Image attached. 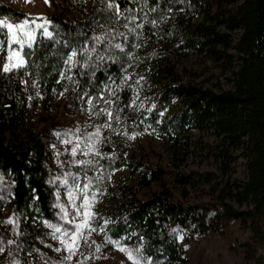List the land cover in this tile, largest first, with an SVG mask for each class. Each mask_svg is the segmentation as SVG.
Here are the masks:
<instances>
[{"label":"trees","instance_id":"16d2710c","mask_svg":"<svg viewBox=\"0 0 264 264\" xmlns=\"http://www.w3.org/2000/svg\"><path fill=\"white\" fill-rule=\"evenodd\" d=\"M67 2L74 13L47 18L52 38L39 34L33 47L24 49L31 53L26 56L27 66L0 74V173L10 176L13 209L20 214L32 210L46 220L54 219L56 211L44 138L25 123L27 93L23 83L33 82L44 102L64 93L68 102L75 103L88 97L83 92L96 96L115 80L113 87L124 85L116 97L120 110L111 107L122 132L138 136L145 124L149 125L163 139L175 170L169 185L164 180L167 171L160 164L145 157L127 159L128 141L109 140L104 147L109 156L105 167L112 171L126 168L137 176L131 184H121V199L107 218V236L139 249L152 264H188L177 234L190 241L218 233L230 220L248 222L253 238L264 243V0H208L204 4L200 0H149L142 11L127 0H116L121 10L137 7L144 23L139 39L115 25L128 37L127 41L117 37L116 42L129 55L134 54L130 63L138 68L127 82L120 79L125 75L121 64L112 63V55L104 53L105 60L94 76L74 66L66 72L71 52L93 47V37L103 35L111 24L103 0H94L82 18L77 16L85 13L82 1ZM26 19L25 12L0 1V20L18 24ZM151 20L157 21L155 26ZM234 33L240 34L236 41ZM193 53H203L229 69V87L214 91L184 82L174 60ZM146 93L150 103L136 110L135 96ZM195 132L214 136L215 143L206 144L204 150L214 159L218 173L179 171L191 158L193 148L200 145L198 139L193 140ZM142 154L146 155L143 150ZM238 158L245 160L244 182L231 179ZM153 184L159 190L140 200L138 194ZM192 190H200L197 201H191ZM22 244L28 249L24 237Z\"/></svg>","mask_w":264,"mask_h":264},{"label":"rangeland","instance_id":"374dc122","mask_svg":"<svg viewBox=\"0 0 264 264\" xmlns=\"http://www.w3.org/2000/svg\"><path fill=\"white\" fill-rule=\"evenodd\" d=\"M0 1L22 10L27 14L29 20L35 17L47 19L55 13H74L75 10L67 2L69 0H47V2L46 0ZM72 1L74 3L82 1L85 13H77V16L82 18L90 11L94 0ZM200 1L204 4L208 0ZM209 3L212 2L209 1ZM37 22L42 23V21ZM39 34H42V30L37 32V35ZM239 35V33L232 35L234 41L237 40ZM230 53H233V51H230ZM7 54V44L5 43L4 48L0 49V74L4 73L3 65L7 62ZM174 64L184 82L203 85L204 88L214 91L229 87L227 81L230 77V70L223 66L221 62L214 63L203 53H193L185 58L174 60ZM137 69L135 66H128L125 75L136 73ZM70 71L67 64L66 72L69 73ZM23 84L27 93L25 123L40 132L44 138L47 167L56 211L52 220L43 219L32 210L24 214L17 213L12 207L10 176L0 173V236H3L5 240L14 241L11 245H3V250L0 251V264H20L21 262L24 264H46V261H49L50 264H58L62 257L67 256L66 252L56 251L57 248L62 249L63 246L60 245L58 240L52 239L53 229L49 225H56L62 229L68 228L70 230V225L65 224L61 219L58 205L63 204L69 211L72 210L63 183L67 179L70 186L72 177L79 178L82 183H88L91 180L94 185L93 191L97 194V203L92 211L98 214L101 229L92 234L89 243L91 244L94 240L95 244L91 248L82 247V255L73 257L71 261L64 260V264H131L126 253L119 251L116 245L108 243V236L105 235L104 231L107 224H104V221H107L114 204L121 199L120 187L123 181H126L128 185L131 184L136 179L137 174L126 168L114 171L108 170L105 167L104 160L109 156L104 147L109 140L126 139L128 141L125 145L126 158L140 160L145 157V160L153 164H160L167 171L164 180L171 185V173L175 169L171 165L167 151H165L163 139L147 124L138 136H125L120 122H114L111 129L100 127L107 122V117L100 113V109L109 106L98 98L94 99L93 105L85 103L90 97H82L72 103L67 101L64 93H60L54 95L50 101L44 102L38 95L33 82L25 81ZM102 95H107V93ZM137 95L134 98V108L136 110L142 109L150 103L147 93L138 95V98H136ZM97 113L100 114L97 115ZM98 128L102 138H105L99 145L102 156H84L82 153H78L75 158L76 161L93 160L95 167L72 163L73 158L70 154L72 145L65 144L64 139L75 142L76 136H65L64 134L70 131L75 132L83 141L85 136L95 133ZM57 134H60L59 137ZM197 139L200 141V145L198 144L193 148L191 158L179 171L183 173L190 171L218 173L214 159L211 156H206L204 150L206 144L212 145L215 143L214 136L210 132L201 135L195 132L193 133V140ZM81 147L84 148L83 143H81ZM142 150L147 156H143ZM101 175L103 178L98 179ZM231 179L238 182L246 180V167L243 158H238L234 164V173ZM158 190L159 186L153 184L149 189H143L138 194V198L144 200ZM199 196L200 190L191 191L192 202L197 201ZM202 200H206V198H202ZM79 203L82 202L77 200V204ZM235 207L237 206L235 205ZM70 218L72 220L76 219L74 216ZM9 220H12L13 223L8 224ZM23 237L27 240L28 249L22 244ZM177 240L184 249V257L188 264H264V243H260L253 238L248 222L242 223L239 220H230L221 226L218 233L197 236L190 241L183 234L178 233ZM96 246H99V252L96 251ZM146 261L149 260L146 259Z\"/></svg>","mask_w":264,"mask_h":264},{"label":"snow or ice","instance_id":"6c2138e0","mask_svg":"<svg viewBox=\"0 0 264 264\" xmlns=\"http://www.w3.org/2000/svg\"><path fill=\"white\" fill-rule=\"evenodd\" d=\"M47 2V0H46ZM105 10L111 15L109 20L111 24L107 26L103 35H97L93 37L95 45L91 48H85L83 51L80 49L73 50L71 56L67 58L66 63L69 65V70H72L74 66L77 71L81 68L84 69V74L87 75L91 71L92 75H95L97 69H99L100 64L104 62L105 55H112V63H120L124 72L127 73V68H124V64H128L131 67L130 61L134 59V54L129 55L121 43L116 42L117 37L127 41L128 37L125 32L118 30L115 25L126 29L128 34H131L133 39H139L140 30L144 28V23L140 22L137 7L143 10V7H148L149 0H143V5L141 6V0H127L129 5H136L137 7H125L121 10L120 5L116 0H103ZM150 11H155V8H150ZM37 21H42L38 23ZM123 22V23H121ZM50 21L44 17H35L31 20H24L23 23L13 24L6 20H0V49H3L5 43L7 44V62L3 65L4 73H10L13 70L24 69L27 66L26 56L31 55V53H25L24 49L27 47L31 49L36 42L37 32L42 30V34L49 39L52 38V33L49 31ZM153 26L156 25V20L149 21ZM104 27V26H101ZM6 29L7 32L4 33L2 30ZM6 37V39H5ZM138 47V45H133ZM104 53V54H101ZM119 53L120 56L115 54ZM65 78L69 81L72 80L71 76L64 74ZM111 79V78H110ZM121 80L127 82L131 79L129 75H123L120 77ZM117 82L112 80L111 84H106V86L96 93V96H92L89 92H83V96L90 97L85 101L89 105H93L94 99L98 98L105 105L109 107L100 109V113H103L107 117V122L102 124L100 127H106L111 129L114 122H119V117L114 111L110 110V106L116 105L117 110L119 109L116 97L119 95L120 91H123L124 85L120 84L117 87H113ZM138 83V81H137ZM79 87V85H78ZM100 93H107V95H102ZM109 97H112L111 99ZM138 98V95L137 97ZM133 106L134 101H133ZM100 113H97L99 115ZM114 130V129H113ZM58 137L60 134H57ZM65 136H76V141L73 142L70 139H64L65 144H71L70 154L73 158L71 161L78 165H88L89 167H95V162L93 160L88 161H76L78 153H82L84 156L101 157L102 154L99 150V145L103 142L101 132L99 128L95 133L89 134L84 137L83 141L79 135L75 132H68L64 134ZM119 135V133H117ZM134 138V137H130ZM83 143L84 148L81 147ZM86 148V150H85ZM103 176H99L98 179H102ZM64 186L67 191L68 203L72 205V210L69 211L68 208L61 204L58 205L61 212V219L65 224L70 225V230L68 228L62 229L56 225H49L53 229L52 239L58 240L63 248H57V252H66L67 256L62 257L58 264H64V260L71 261V259L77 255H82V247L91 248L95 241L93 240L91 244L89 240L93 233H97L101 229V221L97 213L92 211L93 207L97 203L96 193L93 191L94 185L91 180L88 183H82V181L77 177H72L71 185L69 186V181L64 180ZM59 199V196H58ZM77 200L82 203L77 204ZM74 216L76 219L72 220L70 217ZM13 221L9 220L8 224H12ZM104 221V224H107ZM105 235L109 229H105ZM12 240H5L3 236H0V251L3 250V245L13 244ZM108 243L116 245L118 250L126 253L127 259L131 261V264H151V261H146L142 252L139 249H129L126 246L120 244L118 239L108 237ZM99 246H96V251L99 252ZM46 264H50L46 261Z\"/></svg>","mask_w":264,"mask_h":264}]
</instances>
